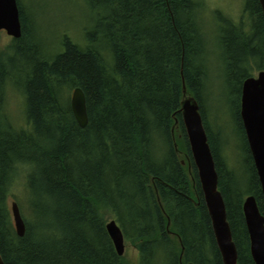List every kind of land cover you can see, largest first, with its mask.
Segmentation results:
<instances>
[{"label": "trees", "instance_id": "trees-1", "mask_svg": "<svg viewBox=\"0 0 264 264\" xmlns=\"http://www.w3.org/2000/svg\"><path fill=\"white\" fill-rule=\"evenodd\" d=\"M17 2L22 36L11 46L15 67L10 71L0 63L3 263L127 264L107 233L110 217L136 249L138 264H223L182 120L185 87L200 108L238 264H254L243 204L253 196L264 217V197L240 109L244 80L253 70L264 71L259 1L246 0L248 29L216 12L222 26L212 37L198 0H87L96 13L94 29L83 46L64 38L57 53L38 44L22 0ZM213 38L227 62L226 97L235 101L238 126L229 130L231 139L227 122H218L216 139L207 119ZM7 88L24 96V125L6 114ZM75 88L86 99L83 129L70 106ZM238 134L244 143L237 151ZM230 144L234 165L221 153V145ZM25 169L20 200L11 193ZM12 202L25 223L22 238Z\"/></svg>", "mask_w": 264, "mask_h": 264}, {"label": "water", "instance_id": "water-1", "mask_svg": "<svg viewBox=\"0 0 264 264\" xmlns=\"http://www.w3.org/2000/svg\"><path fill=\"white\" fill-rule=\"evenodd\" d=\"M258 1L264 18V0ZM0 31H5L14 40L21 38L22 26L17 0H0ZM183 91L182 120L216 244L223 264H238V252L227 220L225 203L218 189V175L200 108L197 100L187 95L185 87ZM70 106L79 127L85 128L88 124L86 99L80 88L73 90ZM240 118L264 197V71L258 72L256 77L251 76L244 80L241 90ZM175 128L177 123L173 132ZM175 149L179 153L176 143ZM11 209L16 233L22 238L25 236L26 227L17 203L12 202ZM243 214L253 262L264 264V217L260 214L253 196L245 199ZM106 230L117 255L123 257L125 240L121 228L116 221L111 220L106 224ZM0 264H4L1 256Z\"/></svg>", "mask_w": 264, "mask_h": 264}, {"label": "rangeland", "instance_id": "rangeland-1", "mask_svg": "<svg viewBox=\"0 0 264 264\" xmlns=\"http://www.w3.org/2000/svg\"><path fill=\"white\" fill-rule=\"evenodd\" d=\"M198 1L206 7L205 24L208 33H211L212 37L219 34L218 27L222 26L214 15L216 12L229 17L235 23L240 24L243 21L244 28L248 29L249 17L245 13L246 0ZM21 3L28 19L33 24V27L30 26L33 33L40 39L38 44L42 48H46L49 53H53V51L57 53L61 40L63 41L64 38H69L73 43H79L83 46L86 33L94 29L96 13L90 10L87 0H22ZM234 34L236 35V32ZM12 44L11 37L4 32H0V63L2 62L4 67L10 71L15 67L13 63L15 54L11 51ZM211 47L214 48V55L210 58L211 64L207 82L210 96L206 100L205 107L206 109L210 107L213 113L211 111L207 112V119L213 137H216V139H218L216 134L218 122L220 120L227 122L229 124L228 135L231 139L232 136L229 132L235 130L237 117L234 118V113L231 110V106L235 104V101L226 97L228 96L226 90L230 87L226 80L228 79L227 62L223 58L224 50L216 38L211 40ZM251 74L256 77L258 71L253 70ZM223 90L225 91L224 96L222 95L224 94ZM71 95L72 91L70 99ZM4 103L6 114L14 119L16 124L24 125L25 99L22 93L19 90L7 88L4 94ZM218 105L224 107L223 115L220 114L221 109ZM233 141L237 151L240 146L243 147L244 142L239 134L236 138H233ZM234 145L230 144L227 148L221 145V153L231 165H234L237 161ZM25 176L26 169L18 172L11 193L14 198L21 200L25 197ZM110 221L111 218L107 217L106 222ZM123 258L127 264H138V253L129 243H125Z\"/></svg>", "mask_w": 264, "mask_h": 264}, {"label": "flooded vegetation", "instance_id": "flooded-vegetation-1", "mask_svg": "<svg viewBox=\"0 0 264 264\" xmlns=\"http://www.w3.org/2000/svg\"><path fill=\"white\" fill-rule=\"evenodd\" d=\"M0 32H2V33L4 32V33L6 34V32H5V31H0ZM11 39H12V38H11ZM12 41H14V39H12Z\"/></svg>", "mask_w": 264, "mask_h": 264}]
</instances>
